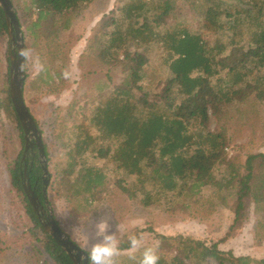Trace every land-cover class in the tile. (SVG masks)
I'll return each mask as SVG.
<instances>
[{"label": "rangeland", "instance_id": "obj_1", "mask_svg": "<svg viewBox=\"0 0 264 264\" xmlns=\"http://www.w3.org/2000/svg\"><path fill=\"white\" fill-rule=\"evenodd\" d=\"M10 1L14 12L16 10L18 13L24 47L30 48L33 57H39L43 66H51L61 72L60 79L42 86L37 77L40 71L35 70L31 59L25 61L23 99L47 151L45 160L49 184L46 186V198L63 232L85 251L97 239L95 225L101 218L108 220V231H118L119 239L137 234L140 247L132 255H129L128 249L122 250L117 264H129L136 253L145 247L155 248L158 242L155 233L166 236L182 234L206 243L218 242L220 249L231 250L235 256L264 259V209H255V205L247 201L245 215L238 219L232 233L227 235L233 224V213L222 199L228 192L224 181L218 187L204 186L190 202L181 198L170 199L168 195L160 196V203L145 206L140 193L129 197L115 183V180L122 179L129 185L134 179L133 175L126 176L123 171L115 170L108 157L89 153L88 160L107 174L104 185L93 195L64 196L61 177L67 157L63 143L74 131V124L90 114L99 98L115 89L126 74L118 60L108 63L99 58L97 40L103 31L107 34L114 27L123 28L128 20L121 8L128 2L139 0L83 2L67 12L71 17L67 29L54 33L50 32V28L36 37L26 29L28 20L22 9L25 0ZM140 1L148 8L146 15L149 19L163 10L164 3L167 4V13L162 22L153 27L152 35L146 32V43L136 45L135 40L130 43L131 50L135 48L141 51L146 46L147 62L143 66L144 77L140 83L149 94L159 91L171 76L167 60L173 55L172 40L182 37L184 31L199 36L206 54L211 51L216 59L223 53H218L220 46L225 48L224 55L232 44L244 48L252 44L250 32L254 29L253 25L242 21L234 27L237 32L234 34L229 28L234 17L243 16L237 12L251 6L252 0ZM255 1L256 6L264 10V0ZM102 19L108 20V26L103 30L99 28ZM135 19L140 21L141 17H132L131 21ZM106 37L104 35L103 39ZM9 53L8 35H0V98L7 71L4 57ZM261 72H264L263 68H253V75L247 80L251 79L249 82L255 84L253 76ZM228 77L227 69H222L211 76L210 81L216 89L223 84L229 85ZM245 82L241 81L233 88H243ZM220 126L227 138L225 161L230 162L233 168L243 164L248 154L264 152V100L254 92L247 94L242 102H238L234 96L231 101L219 105L216 117L210 115L209 127L216 130ZM19 151L15 122L0 106V264H54L39 242L27 234L30 221L25 209L7 191L5 163L13 160ZM227 168L216 166V178L227 176ZM145 188L154 192L150 184ZM184 202H188V206L181 205ZM93 207L98 210L92 213ZM82 235L87 238L86 242ZM207 263L219 264L214 259H208Z\"/></svg>", "mask_w": 264, "mask_h": 264}, {"label": "trees", "instance_id": "obj_2", "mask_svg": "<svg viewBox=\"0 0 264 264\" xmlns=\"http://www.w3.org/2000/svg\"><path fill=\"white\" fill-rule=\"evenodd\" d=\"M88 1L25 0L22 9L28 20L26 29L34 37L50 28V32L54 33L67 29L71 18L67 12ZM251 3L248 8L237 12L243 16L234 17L229 28L234 34L237 33L234 27L242 21L253 25L254 29L250 32L252 44L247 48L232 44L224 55L225 48L220 46L218 53H223L216 59L211 51L206 54L199 36L184 31L182 37L172 40L173 55L167 60L171 76L153 94L146 92L140 83L144 77L143 66L147 62L146 46L141 51L135 48L131 50L130 43L134 40L136 45L146 43V32L152 35L153 27L162 22L167 13V4L164 3L163 10L155 13L151 19L146 15L148 8L140 0L128 2L121 8L128 20L126 25L123 28L114 27L107 34L104 31L100 33L97 55L108 63L118 60L126 74L115 89L99 98L90 114L74 124V131L63 143L67 157L61 177L65 197L93 195L104 185L107 174L88 160L91 153L108 157L115 170L123 171L126 176L133 175L134 179L129 185L122 179L115 180V183L129 197L140 193L145 206L160 203V196L168 195L170 199L181 198L190 202L204 186L218 187L224 181L228 192L222 199L233 213V224L227 235L232 233L238 219L245 215L247 201L255 205V209H264V152L248 154L243 164L233 168L230 162L225 161L227 138L224 129L221 126L216 130L209 127L210 115L216 117L219 105L231 101L234 96L238 102H242L247 94L254 92L264 100V72L253 76L255 84L249 82L251 79L247 80L253 75V68L264 69V10L256 6L257 1L252 0ZM15 14L18 19L16 10ZM132 17H141V20L131 21ZM107 26L108 20L102 19L99 28L103 30ZM0 35H7L1 6ZM104 35L107 36L105 39ZM4 58L7 71L0 106L13 118L20 142L19 153L5 163L8 194L22 203L30 221L27 234L39 242L53 263L73 264L42 228L24 194L23 162L30 188L43 205L42 171L35 146L24 161L21 159L24 136L9 97V55L6 54ZM222 69H227L230 84L215 89L210 77ZM37 77L40 85L48 86L56 78H61V72L46 65ZM244 80L243 88H233ZM43 148L46 156L44 144ZM216 166L229 167L228 175L217 179ZM147 184L154 192L145 188ZM188 202L181 205L186 207ZM131 235L138 238L137 234ZM129 236L119 239L121 251L129 249ZM155 237L158 240L154 248L159 256L158 264H208V259H214L219 264H264L263 258L235 256L231 250H222L218 242L206 243L182 234L166 236L155 233ZM142 252L136 253L129 264H138Z\"/></svg>", "mask_w": 264, "mask_h": 264}, {"label": "water", "instance_id": "obj_3", "mask_svg": "<svg viewBox=\"0 0 264 264\" xmlns=\"http://www.w3.org/2000/svg\"><path fill=\"white\" fill-rule=\"evenodd\" d=\"M9 43V84L8 91L13 110L17 116L24 136V146L21 159L24 161L27 153L35 146L38 156V161L41 167L42 178V198L45 206H39V200L30 188L27 175L26 165L23 162L22 170V187L24 194L27 197L34 213L36 214L42 228L48 233L51 238L62 248L69 256L73 264H88L87 252L77 245L63 230L59 227L53 214L48 207L46 198V186L49 181L48 170L45 160L44 148L41 139L40 131L35 123L33 116L25 105L23 99V85L25 80L23 57L19 56L18 50L23 45V38L20 32V25L16 14L13 10L10 0H0ZM23 63V69L21 64Z\"/></svg>", "mask_w": 264, "mask_h": 264}, {"label": "clouds", "instance_id": "obj_4", "mask_svg": "<svg viewBox=\"0 0 264 264\" xmlns=\"http://www.w3.org/2000/svg\"><path fill=\"white\" fill-rule=\"evenodd\" d=\"M23 57V61L32 60L33 67L37 72L43 70V64L40 62L39 57H33L32 50L28 47H22L17 53ZM23 69V63L21 64ZM98 208L93 207L92 213ZM79 225H77L78 227ZM109 224L107 219H99L95 225V235L97 239L87 249L88 264H117V257L121 254L120 241L118 238V231H108ZM82 238L87 240L86 237ZM129 242V255L141 245V241L134 235L128 237ZM159 256L153 247H145L139 258L138 264H158Z\"/></svg>", "mask_w": 264, "mask_h": 264}, {"label": "flooded vegetation", "instance_id": "obj_5", "mask_svg": "<svg viewBox=\"0 0 264 264\" xmlns=\"http://www.w3.org/2000/svg\"><path fill=\"white\" fill-rule=\"evenodd\" d=\"M33 147H34V146H33ZM33 147H32V148H33ZM25 158H26V157H25ZM38 200H39V199H38ZM39 206H45V205H44V202H43V205H42L41 202H40V200H39Z\"/></svg>", "mask_w": 264, "mask_h": 264}]
</instances>
